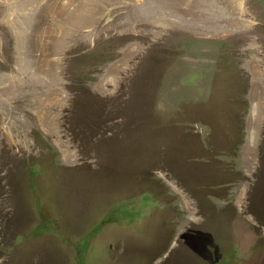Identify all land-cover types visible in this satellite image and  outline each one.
I'll return each mask as SVG.
<instances>
[{"label": "rangeland", "instance_id": "obj_1", "mask_svg": "<svg viewBox=\"0 0 264 264\" xmlns=\"http://www.w3.org/2000/svg\"><path fill=\"white\" fill-rule=\"evenodd\" d=\"M8 1L0 264H264V0H244L246 39L227 19L235 0H64L88 14L55 91L31 63L60 22L53 0ZM253 62L263 76L248 146Z\"/></svg>", "mask_w": 264, "mask_h": 264}, {"label": "bare ground", "instance_id": "obj_2", "mask_svg": "<svg viewBox=\"0 0 264 264\" xmlns=\"http://www.w3.org/2000/svg\"><path fill=\"white\" fill-rule=\"evenodd\" d=\"M10 1V0H9ZM8 1V2H9ZM13 1V0H12ZM89 1V0H88ZM226 2V0H224ZM66 1L64 0H53V7H54V11H57V13L55 12V16H58L60 18V22L58 25H56L55 28H53V26H51L47 31H48V34L44 40V44H45V48L43 49L42 52H38L37 55H32L31 59V63L33 65V68H34V78H39L40 76H46L50 78L51 80V87H50V90L52 89L53 91H55V87H58L59 86V73H58V60H59V56L62 54V52L64 51L65 48H67V39H69L70 37H74L75 34H76V31H77V26H78V20H79V15L81 13H85L84 15L88 14V10H87V7L85 6H81V8L79 7V10H77V7L75 8L76 10H74L72 8L71 10V5H69L67 2L65 3ZM232 3H236V6L237 7H240V11L235 15V17L233 18L231 15L230 17H228L227 19L229 20V24H232V26H237L238 28L241 27V24L242 23H245V26H243V30H244V38L246 39V37H248L246 35V31L248 28L251 27V23L249 21H247L246 19V10L244 9L243 7V4H244V0H235L234 2L231 0ZM19 4H20V7L23 9V10H28L27 9V5H31L30 3V0H19ZM87 6V4H85ZM226 5V4H225ZM223 5V6H225ZM62 6H65V8L62 10ZM73 6V5H72ZM235 6V7H236ZM89 7V6H88ZM236 7V8H237ZM89 9V8H88ZM227 9V8H226ZM11 10V9H10ZM65 10V12H64ZM239 10V9H238ZM60 11V13H59ZM62 11V12H61ZM83 15V14H82ZM170 17H174L173 18V21L175 22L174 24L175 25H178V27H184L186 29H189L188 27L182 25L181 23V18H183L181 16V14L179 13H169ZM202 15V13H201ZM54 16V17H55ZM65 17V20H62L63 18ZM162 17V18H161ZM159 20H163V21H169V18H166V16H160ZM204 18V16L202 17ZM157 17L155 18V16H152L150 18V23L152 25L156 24V23H159L158 21L159 20H156ZM197 19V18H196ZM21 20V19H20ZM236 20V21H234ZM162 21V22H163ZM204 21V20H203ZM207 23V27L209 29H211V32L212 33H218V32H222L221 29L217 26H215L213 28L212 25H209L208 21H204ZM14 23V21H13ZM181 23V24H180ZM12 24V23H11ZM19 24V23H18ZM20 25V24H19ZM244 25V24H243ZM15 28V27H14ZM195 30V29H193ZM215 31V32H214ZM200 32H203V33H207L206 30H201ZM248 32V31H247ZM59 34H61V38L59 37ZM241 34V33H240ZM23 39V38H22ZM254 39V38H253ZM252 40V39H251ZM254 41V40H253ZM4 46V45H3ZM8 46V45H7ZM9 48V47H8ZM137 46H129L127 47L125 50H124V54H127V53H130L131 51H135L137 50ZM1 50V49H0ZM3 50V49H2ZM5 51V50H4ZM7 52V51H6ZM30 53V52H29ZM3 55V54H2ZM30 56V55H29ZM30 58V57H29ZM18 59V58H17ZM28 60V58H26ZM23 60V59H22ZM26 60V61H27ZM30 60V59H29ZM20 61V60H19ZM28 62V61H27ZM24 63L25 60H24ZM251 63V62H250ZM29 64V63H28ZM259 64V63H258ZM258 64L257 63H252L250 64V68L252 70V94H251V111H250V115H249V124H248V142H247V145L248 146H251L253 141H254V135H255V129L252 127L253 125V122L258 114V111H259V105H260V93H261V86H260V83H261V79H262V72L260 71V69L258 68ZM20 65H21V62H20ZM24 66V65H23ZM26 66V64H25ZM28 66V65H27ZM112 67L114 65H111ZM49 67V70H48V75L47 73L45 72L46 71V68ZM21 68V67H20ZM19 68V69H20ZM32 68V69H33ZM120 66L117 65L115 68H108V70L106 71V75L107 77H109L107 79L106 82H109L111 83H114V80L116 78V74L117 72H119L120 70ZM29 69V68H28ZM122 69V68H121ZM32 71V70H31ZM30 71V72H31ZM7 75V74H6ZM3 76V75H2ZM5 76H3L4 78ZM33 78V79H34ZM48 78V79H49ZM264 78V77H263ZM44 79V78H43ZM47 79V80H48ZM106 79V78H105ZM46 80V79H45ZM104 80V79H103ZM103 80L101 82H99V84L97 85V89L98 90H104V87H105V83L103 82ZM42 81V80H41ZM37 82V81H36ZM49 82V81H48ZM49 85V84H48ZM6 88V87H5ZM7 89V88H6ZM14 89V88H13ZM13 92V91H12ZM58 93V92H57ZM61 93V92H60ZM1 94V93H0ZM48 95V94H47ZM54 96V95H53ZM52 96V97H53ZM61 96L62 98H64L63 96V93H61ZM55 98V97H53ZM61 100V99H60ZM44 101V100H42ZM55 102H58V101H55ZM45 104V103H44ZM53 104V103H52ZM46 106V105H45ZM50 107V106H49ZM37 113L40 114V121H41V124L46 127L47 124L45 122V114H46V107L45 108H39V110L37 111ZM48 115V114H47ZM38 116V115H37ZM48 117V116H47ZM258 117V116H257ZM39 122V121H38ZM40 123V122H39ZM49 126V125H48ZM11 129V128H10ZM51 129V127H50ZM10 131V130H9ZM49 132H52V131H49ZM57 143V142H56ZM60 143V142H59ZM63 152L65 153V156L66 157H70V151H68L69 149H67V146L65 144L61 145ZM90 175V174H89ZM100 178V177H99ZM105 188V187H104ZM86 190V189H85ZM91 190V189H90Z\"/></svg>", "mask_w": 264, "mask_h": 264}]
</instances>
